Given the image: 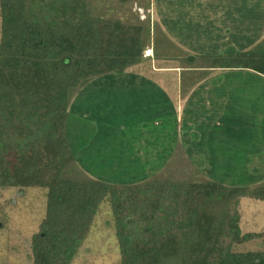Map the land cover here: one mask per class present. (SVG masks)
Here are the masks:
<instances>
[{
	"label": "trees",
	"instance_id": "trees-1",
	"mask_svg": "<svg viewBox=\"0 0 264 264\" xmlns=\"http://www.w3.org/2000/svg\"><path fill=\"white\" fill-rule=\"evenodd\" d=\"M134 4L148 10L151 0H0V187L47 189L46 214L32 237L33 264H71L105 196L120 264H264V246L234 249L264 239V231L241 228L242 200L264 201V180L226 185L201 175L204 161L194 164L198 177L189 180L183 162L172 159L147 180L118 184L78 165L94 131L90 136L89 123L71 114L72 98L95 79L145 61L149 47L154 59L180 64L181 87L215 68L264 76V37L248 50L191 54L150 14L141 19Z\"/></svg>",
	"mask_w": 264,
	"mask_h": 264
},
{
	"label": "rangeland",
	"instance_id": "rangeland-1",
	"mask_svg": "<svg viewBox=\"0 0 264 264\" xmlns=\"http://www.w3.org/2000/svg\"><path fill=\"white\" fill-rule=\"evenodd\" d=\"M99 2L102 3V0H99ZM118 6H119L118 3L114 4V7L117 8ZM190 7L193 8L194 12L192 13L188 11L189 17L195 18L197 20L201 18L202 21L203 19H205L204 17L206 16L207 13L202 8L199 9L197 5H191ZM135 9L137 10L138 8L135 7ZM182 9L187 10V7H185L184 4H182L180 6V10ZM137 11L139 12L140 18L142 19H144L148 14H150V16L153 14L152 19L159 21L158 18L159 16L153 10H151L152 14L150 13L149 10L139 9ZM176 14H179L180 16L182 15L185 16L182 11L181 13H176ZM201 22L199 23L195 22V23H197V25H200ZM192 23L193 21H191V24ZM202 29L203 30L201 31L198 28H192V27L187 28V26L181 25L180 28L172 29V31L174 32L173 33L174 36L172 35V32L168 28H164L163 30L166 33V35L171 39H173V41L176 42V44H178L183 50L187 51V40L189 39H187L186 37L182 39L181 37L183 35H187L188 38L190 39H196L195 37L196 33L199 34L201 33L199 35L200 37L198 36L201 39V42L198 43V45L200 44L201 47L205 49H212L213 46L215 47L217 45L216 38L214 37L218 34L217 32L214 33L213 29H209L208 31V33L211 34L206 33V30L208 28L203 27ZM229 31L231 32L232 30ZM229 31L226 30L224 32L228 34ZM0 37H1V18H0ZM258 38L259 37H257V39ZM182 40H185V43ZM218 40H220V38ZM253 47H255V45H253L252 48ZM153 65H154L153 63L151 64V60H145L143 67H145L146 69L148 68L150 70L149 73H151L153 72L152 71ZM248 72L249 73H247V76L250 75L251 77L252 71H248ZM235 74L237 76L239 75V73L237 72H235ZM180 76H179V84H178L179 87H181ZM224 76H226V73H224L223 77ZM147 77L148 76H146V78H143L144 81L145 79H147ZM256 77L259 76H252V78H249L250 80L243 82L241 80L239 81V79L234 80V78H232V74L226 76L225 77L226 86L229 87L231 86L232 90H230L231 88L229 90H226L227 96L224 95L223 97L218 98L217 100H215L214 96L219 95L221 93L217 89L215 91H211L209 93L211 96V99L209 100L212 101L211 104L207 103L206 105L201 107L200 105L199 106L197 105L196 107H192L191 109L193 110L192 113L194 115H191L190 119L194 121V119L196 118L197 123L200 122L199 124L200 126L199 125H195V127L193 126V128L189 130V132L187 131V117H188L187 105H185L184 100L179 102L177 101L175 105H173L174 107L171 108L169 106H165V108L162 107V110H159V107H155L154 105H152V108L151 107H149L148 109L144 108L146 110L144 112H148L146 113V115L152 116V118L147 119V121H150V125L154 126L153 124L155 122V117H157L161 121V125L164 123L163 127L164 128L166 127V132H167L166 137L169 136L171 145L174 142V145L172 146H175L174 149L175 151L173 153V156H171L170 161L168 160L169 162L168 161L167 162L171 163L172 159H175V162L177 161L178 163L183 162L180 168H182L183 171L185 170L184 172L186 173L184 175L187 179L194 180L195 178L198 177L196 174H194L197 172H192L194 170L193 168H195L196 164H198L199 162L201 163L206 159L202 155L200 156V154L199 156L195 157V156H191L189 151L187 152V145H189L188 143H191L193 144L192 151H194V153L201 152L208 158L207 160H209V158H212L214 161V166H215L214 171L211 172L209 169H205L206 168L205 165L204 170L200 171L201 175H204L207 178L213 179L215 181L221 182L226 185L227 184L255 185L264 180V178H262V176H264V173H254L251 170V166L249 165V163H247V165L245 166V159H247L246 152H251L248 144L250 143L251 139L254 141L255 134H257L256 137L259 139H260L259 135L262 136L264 134L263 132L262 133L260 132V129L264 131V125L255 124V122L260 120V119L258 120L259 113L261 112L263 114V111H261V109L259 108L261 105H263L262 107L264 108V103L261 104L264 101L263 100L264 89L258 91H254V90L249 91L248 88L251 85L253 86L258 85V87H264V78L260 79V82H258L256 81ZM100 78L107 79V77L105 78L100 77ZM100 78L95 79L86 87H91V88L100 87V83L103 82V80H100ZM107 82L110 83V80H107ZM161 86L164 87L162 84ZM178 86L170 85V87H178ZM127 87L129 86L127 85ZM238 87H239V92L234 90L235 88ZM155 92L157 95L158 92L157 91ZM164 93L166 95L170 94V92L167 91H164ZM83 94L86 95L91 93L86 92L84 90ZM101 94H107L111 97L112 103H110L111 105H109L111 107L109 108L108 112H111L110 119L112 120L113 123L116 122L115 124L117 126L128 128L132 123V120L128 121V119L133 115L136 117L140 116L139 112L137 111L138 110L140 111L143 108L139 107L138 103L130 107L132 112L134 111L136 113H129V111L126 110V106H124L125 99H123L124 95L122 92L119 93L106 92ZM80 96L77 97L76 95V97L72 98L69 111L71 112V114H75L80 117H83V120L90 123V120H88L87 118L91 117L93 119L94 116L93 115L89 116L87 114L90 112L88 111L89 108L88 103L82 104L83 102ZM126 96H128V92H126L125 97ZM203 99L206 100L205 98ZM152 104L154 103L152 102ZM240 109H242L241 112H245L247 110L249 112L253 111L250 113V115L253 116L252 114H254V116L253 117L248 116V118L250 122H254V124L251 123L244 124L243 122L240 123L238 122V119L241 118ZM201 117H205V118L200 121ZM168 119H173L175 121L180 120V122L178 125H175L174 127L171 126L172 123H168L169 122ZM202 121H204L203 124L204 127L201 126ZM100 123L105 124V122H100ZM90 125L92 126V124ZM119 128L116 132H113L112 134L117 132L120 133L119 131H121L122 128L121 129ZM97 132L98 131L95 129V133ZM104 134L105 133L102 132L99 133L100 136H103ZM89 135L91 136L90 129H89ZM132 137L133 140L129 139L128 136H125L123 145L127 150L129 147H132L136 141L133 135ZM238 138L240 140H238ZM129 140L131 143L129 142ZM91 141H92V136L91 138H89V142ZM256 143L258 142L256 141ZM98 145L99 144H96L95 142H93L91 146L90 143H87L84 150L83 148L80 149L83 150L82 158L84 159L86 158V156H89L90 154L92 155L97 154L98 151H95L94 149H97ZM255 148L257 149L258 147ZM258 151L260 153L263 152V150H258ZM171 152L172 151L169 150L168 154H171ZM183 154L185 155L187 154V156L185 157L186 158L189 157L190 159L186 161V158L183 156ZM250 158L252 159L253 156L250 155ZM113 159L115 158L99 155L97 157L96 162L92 163L91 166H89L87 163L86 164L92 170L91 171L89 169L90 174L106 182H110V180L118 181L120 177L122 179L119 181L122 182L131 183L133 181L134 182L139 181L138 177L135 180L130 179L131 173L132 175H134L135 173H137L136 171L133 172L132 170L128 169L125 170L126 171L125 172L123 171L125 168H122L117 171L111 169V165L109 164V162ZM167 162H165L166 163L165 166L161 168L160 171H162L165 167H167V165H169ZM261 162L262 164H260ZM253 163L258 168L260 166L261 167L264 166V155H259V156L257 155V157L254 158ZM199 167L200 166H197V168ZM85 168H87V166H85ZM128 172H130V174ZM120 173H124V175H120ZM141 174H140L141 176H144L143 173ZM115 177L117 178L115 179ZM112 178L114 179L112 180ZM119 181L118 183H120ZM122 182L121 184H129ZM46 201H47L46 188L0 187V264H33L32 237L34 234L40 231L41 222L46 214ZM241 214H242L241 228L243 232L264 231V201L263 200L244 198L242 200ZM263 246H264V239L261 238L257 240L236 244L234 246V249L239 251H251V250L262 249ZM71 264H120L119 244L116 236L112 204L109 196H105L103 198V201L101 202L98 212L93 221V225L91 226L88 235L86 236L81 248L79 249L77 255L75 256Z\"/></svg>",
	"mask_w": 264,
	"mask_h": 264
},
{
	"label": "crops",
	"instance_id": "crops-1",
	"mask_svg": "<svg viewBox=\"0 0 264 264\" xmlns=\"http://www.w3.org/2000/svg\"><path fill=\"white\" fill-rule=\"evenodd\" d=\"M182 4L187 7V10H180V6ZM191 5H197L199 9L202 8L207 13L203 21L201 18L197 20L195 18L189 17L188 11L192 13L194 12L193 8L190 7ZM135 7L138 8L137 10L144 9L143 7H139L137 4H134V10H136ZM148 10L151 14V10H153L159 16L158 18L160 22L153 20V14L151 15L152 24L158 22L160 26L163 27V29L168 28L172 32L173 36L174 32L172 31V29L180 28L181 25H185L187 26V28H198L201 31L203 30V27H206L208 28L206 30V33H208L209 29H213L214 33L217 32L218 35L214 37L216 38L217 45L215 47L213 46L212 49H205L201 47L200 44L198 45V43L201 42V39L199 38V35L201 33L195 34L196 39H190L187 35H183L181 37L182 39L184 37L189 39L187 40V52L191 54H218L222 53L228 46H235L239 50H248L252 48L253 45H256V43L264 37V0H152L150 9ZM181 11L185 16H180L179 14H176L181 13ZM191 21H193L192 24ZM195 22H201V24L197 25V23ZM226 30L232 31H229V33L227 34L226 32H224ZM257 37L259 38L257 39ZM219 38L220 40H218ZM182 41L185 43V40ZM147 57L148 58L145 59L151 60V64H154L152 68L153 72L149 73L150 70L148 68L146 69L145 67H143V61L137 65L129 67L123 73H112L109 76H105L107 77V79L100 78V80H103V82L100 83V87H83L76 94L77 97L81 95L80 97L83 102L82 104L88 103V111L90 112L87 114L89 116H94L93 119L91 117H86L88 120H90V123L87 122L89 123V125H86L85 128L87 130V133H89V129L91 131H94L92 141L89 142L90 146L93 144V142H95L96 144H99L97 146V149L100 150L99 152V150L94 149L95 151H98V153L94 155L90 154L84 159L82 158V152L85 147H83V150H79L77 154V163L86 173L89 172V166H91L92 163L96 162L97 157L99 155H104L110 158H115L109 162V164L111 165V169H113L114 171L120 170L122 168H125L123 171L129 169L133 172H137L134 175H132L131 173V180H135L137 177L139 178V181H133L129 183L119 181L122 179L120 177V179L118 180L120 183H118V181L110 180L111 183L121 184L122 182L134 184L149 179L151 177L150 175H152L153 173H158L160 169L165 166V162H167L168 160L170 161V157L173 156V153L175 151V146H172L174 145V142L171 145L169 136L166 137V127H163L164 123L161 125V121L157 117H155V122L153 124L154 126L150 125V121H147V119L152 118V116L146 115V113L148 112H144L146 111L145 109H148L149 107L152 108V105H154L155 107H159V110H162V107L165 108V106H169L171 108L174 107L173 105H175L177 101L179 102L184 100L185 105H187V112L189 113H187V131L189 132V130H191L193 126L195 127V125L200 124V122L197 123L196 118L194 119V121L190 119L191 115H194L192 113V107H196L197 105H200L201 107L206 105L207 103L211 104L212 101L209 100L211 99V96L209 94L211 91H215L216 89L219 90L221 94L214 96L215 100H217L218 98H221L224 95L227 96L226 90H229L230 88V90H232L231 86H226V76L232 74V78H234V80L239 79V81L241 80L243 82L250 80L249 78H252V76H259L256 77V81L258 82H260V79L264 78L263 75L256 73L252 70L215 68L208 70V74H206L205 77L200 78V80H198L193 87H179V76L181 75L182 70L179 68L180 64L178 62L161 61L154 59L152 56ZM248 71H252L251 77L250 75L247 76V73H249ZM235 72L239 73V75L237 76ZM224 73H226V76L223 77ZM146 76L148 77L144 81L143 78H146ZM105 77L103 76V78ZM107 80H110V83L107 82ZM161 84L164 87H162ZM127 85L129 87H127ZM170 85H177L178 87H170ZM248 88L249 91H258L264 89V87H258V85H251ZM84 90L91 94H83ZM162 90L170 92L171 95H166ZM234 90L239 92V87L235 88ZM155 91L158 92L157 95ZM106 92H122L124 95L123 99H125L124 106H126V110H128L129 113H136L134 111L132 112L130 108L136 103L139 104V107L143 108L140 111H137L139 112V117L133 115L128 119V121L132 120V123L128 128L117 126L115 124L116 122L113 123L110 119L111 112H108V110L111 107L109 105H111L110 103H112V99L107 94H101ZM126 92H128V96L125 97ZM76 95L74 97H76ZM203 98H205L206 100H204ZM152 102L154 104H152ZM263 103L264 101L261 104ZM262 106L263 105H261L260 108L258 106V108L263 111V114L261 112L259 113L258 120H260L255 122V124L264 125V108ZM241 111L242 109H240V112ZM251 112L253 111L249 112L247 110L245 112H241V118L238 119V122H243L244 124H254V122H250L248 118V116H251ZM252 115L254 116V114ZM75 116L83 119V117H80L78 115ZM204 118L205 117H201L200 121ZM168 121V123H172L171 126L174 127L180 122V120L175 121L173 119H168ZM100 122H105V124H108L105 125L104 123ZM201 123V126L204 127V121H202ZM90 124H92L93 126H91ZM118 128H122V130L119 131L120 133L117 132L112 134L113 132H116ZM95 129L98 131L97 133H95ZM100 132L105 134L103 136H100ZM260 132L264 133V131L261 129ZM132 135L135 137L136 141L133 146L129 147L127 150L125 149L123 142L125 140V136H128L129 139L133 140ZM256 135L257 134H255L254 141L251 139L250 143L248 144L251 152H246L247 159H245V166L247 165V163L251 165V163L253 162V160L250 158V155H252L253 157L257 155H264V134L262 136L259 135L260 139L257 138ZM238 140L240 139L238 138ZM256 141L258 143H256ZM188 144L189 145H187V152L189 151L191 156L197 157L200 154V156L202 155L204 158H206L204 161V165H206L205 169H209L211 172H213L215 168L213 159L209 158V160H207L208 158L201 152L194 153V151H192L193 144ZM255 147L258 148L256 149ZM169 150L172 151L171 154H168ZM258 150H263V152L260 153ZM187 154L184 155L187 156ZM189 159L190 158L187 157V160ZM85 166H87V168H85ZM203 170L204 169H202V171ZM128 173L130 174V172ZM141 173H143L144 176H141ZM262 173H264V171ZM88 174L91 177L96 178L92 174H90V172ZM120 175H124V173H120ZM116 178L117 177H115V179ZM262 178H264V176H262ZM113 179L114 178H112V180Z\"/></svg>",
	"mask_w": 264,
	"mask_h": 264
},
{
	"label": "built area",
	"instance_id": "built-area-1",
	"mask_svg": "<svg viewBox=\"0 0 264 264\" xmlns=\"http://www.w3.org/2000/svg\"><path fill=\"white\" fill-rule=\"evenodd\" d=\"M153 55V49L152 48H147L145 51H144V56L147 57V56H152Z\"/></svg>",
	"mask_w": 264,
	"mask_h": 264
},
{
	"label": "water",
	"instance_id": "water-1",
	"mask_svg": "<svg viewBox=\"0 0 264 264\" xmlns=\"http://www.w3.org/2000/svg\"><path fill=\"white\" fill-rule=\"evenodd\" d=\"M128 223H131V219H128Z\"/></svg>",
	"mask_w": 264,
	"mask_h": 264
}]
</instances>
